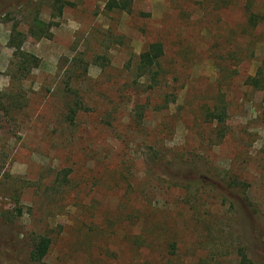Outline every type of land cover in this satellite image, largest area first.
I'll return each mask as SVG.
<instances>
[{"label": "rangeland", "instance_id": "374dc122", "mask_svg": "<svg viewBox=\"0 0 264 264\" xmlns=\"http://www.w3.org/2000/svg\"><path fill=\"white\" fill-rule=\"evenodd\" d=\"M109 1H0V264H264V0Z\"/></svg>", "mask_w": 264, "mask_h": 264}, {"label": "trees", "instance_id": "16d2710c", "mask_svg": "<svg viewBox=\"0 0 264 264\" xmlns=\"http://www.w3.org/2000/svg\"><path fill=\"white\" fill-rule=\"evenodd\" d=\"M2 1V0H0ZM135 2V0H110L106 8L108 11H115L120 10L124 12H130L132 10V5ZM261 18L259 15L255 16L252 15L250 22L253 25H256L258 23V19ZM37 24L39 26H46V23H43L42 21H37ZM22 60L18 62V66H16L17 71H19L22 74H27L33 69L37 68L38 65V59L30 55L28 53H22ZM164 56V46L160 42L152 43L148 46V48L140 55V63H139V70L142 74L151 75L153 80H158L159 78V65L160 61L162 60ZM14 57H18V53L16 52L14 54ZM254 82V83H253ZM251 85L256 87H262L261 80H253ZM1 95V94H0ZM18 98L8 97L7 103L9 104L8 110L6 111V115L10 118L12 109L16 108V103L18 102ZM72 109H70V112L68 114V119L73 123L76 119V116L78 114L79 109L81 108V103L76 102ZM11 110V111H10ZM225 114L222 113L221 115H215L216 118L219 119V122L225 121ZM52 246V241L48 237H39L35 239V242L33 244V249L31 251V260L36 263H41L49 254L50 249ZM241 264H254L247 256L246 250L244 253H242V262Z\"/></svg>", "mask_w": 264, "mask_h": 264}]
</instances>
